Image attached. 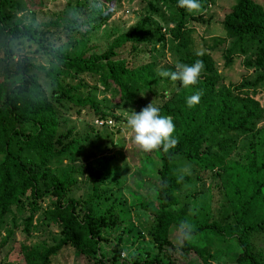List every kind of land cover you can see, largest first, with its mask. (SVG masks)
<instances>
[{
	"label": "trees",
	"instance_id": "16d2710c",
	"mask_svg": "<svg viewBox=\"0 0 264 264\" xmlns=\"http://www.w3.org/2000/svg\"><path fill=\"white\" fill-rule=\"evenodd\" d=\"M140 1L146 12L164 8L169 15L172 59L164 69H157L152 54L156 47H151L147 15L102 49L84 44L68 50V43L108 17L100 15L98 0H68L52 19L36 24H26L20 16L32 10L31 0H0V249L13 234L16 216L26 213L20 230L31 234L34 212L47 200L42 221L53 224L56 233L50 244L21 243L16 253L21 264H52L66 247L95 264H212L191 239L209 232L236 245V264H264V255L251 241L264 229V156L258 136L264 109L254 99L258 88L264 90V7L257 0H234L219 21L223 32L201 37L203 48L198 50L191 23L201 20L210 0H199L201 10L191 13L178 7L177 0ZM222 44L224 67L254 53L242 62L246 68L254 66L252 79L236 85L222 81L211 55ZM197 60L204 68L195 85L184 87L159 75L175 71L177 62L191 65ZM98 91L108 92L114 102L98 101ZM196 92L200 101L189 108L186 99ZM137 102L144 107L152 103L172 119L177 144L167 152L160 148L157 156V187L148 211L150 247L119 259V250L110 256L105 252V233L122 220L119 202L100 207L112 192L99 190L103 176L90 168L87 195L75 197L73 169L55 174L50 165L72 161L81 151L71 129H61L64 113L79 114L88 107L95 118H105L103 108ZM177 157L218 176L225 197L221 220L186 219L187 203L178 193L189 178L173 172ZM173 228L180 229V244L171 241Z\"/></svg>",
	"mask_w": 264,
	"mask_h": 264
},
{
	"label": "rangeland",
	"instance_id": "374dc122",
	"mask_svg": "<svg viewBox=\"0 0 264 264\" xmlns=\"http://www.w3.org/2000/svg\"><path fill=\"white\" fill-rule=\"evenodd\" d=\"M34 6L31 11H23L18 14L26 24H36L52 19L68 0H31ZM74 3L75 0H70ZM105 3H104V2ZM234 0H210L207 7L200 12L201 20L197 19L191 24L193 26V43L198 50L203 48L201 37L217 35L223 32L219 21ZM264 7V0H257ZM104 13H109L99 25L84 33L81 38L75 39L67 44V49L80 48L84 44L92 46L95 50L102 49L106 42L113 36L130 29L133 25L147 15L150 22L151 47H156L152 54L157 58V69H164L172 59L170 51L171 24L167 21L169 15L164 8L149 12L140 0H98ZM148 9V8H147ZM148 13V14H147ZM82 14V13H81ZM77 16L80 13L76 14ZM225 45H219L211 49V55L215 61L217 70L222 76L224 83L239 84L243 79H252L257 73L254 66L246 68L243 65L244 58L252 59L253 52L246 56L237 57L230 67H224L223 51ZM90 83V81H87ZM96 99L102 103H113L108 92L98 91ZM254 99L264 109V90L257 89ZM144 106L139 102L132 105L118 104L111 109H104L105 118L110 122L106 125H96L95 115L88 107L81 109L79 114H63L61 129H71V135L78 137L81 141V151L78 155L73 154L74 159L69 161L63 159L61 163L50 165L51 173H62L73 169L71 174L77 179L73 196L84 197L87 195L89 186L88 171L92 168L103 176V184L99 186L100 191L111 189L106 200L100 207H105L113 200L119 202L118 216L121 218L116 229L107 231L105 236L109 239L106 246L107 255H112L113 250H119V259L127 257L130 253L149 248L151 243L147 234L149 221L148 211L153 208V199L157 187V179L154 173L156 168L159 149L151 152H143L135 146L130 138V130L127 128L126 116L132 110L139 112ZM112 115L118 117L114 120ZM259 153L264 156V119L258 124ZM173 172L184 173L189 178L188 183L178 193L180 200L187 203L186 219L199 222L204 219L221 220L224 214L225 197L218 186V176L213 172L202 170L184 157H177L173 163ZM47 200L39 202L34 212L33 226L30 235L26 236L22 230V218L26 215L15 217V225L12 236L7 244L0 249L1 261L7 264H21L16 257L21 243L41 244L51 243V238L56 233L53 224L46 225L42 221L41 211L48 205ZM8 215V224H12ZM35 224V225H34ZM171 241L173 244L181 243L179 228L171 229ZM3 235L0 233V241ZM196 246L200 249L202 256L212 264H236L233 261L237 247L232 242H227L222 236L207 233L191 236ZM252 244L256 252L264 255V229L254 233ZM2 262V263H3ZM52 264H95L86 257L74 253L69 247L64 248L55 258Z\"/></svg>",
	"mask_w": 264,
	"mask_h": 264
},
{
	"label": "clouds",
	"instance_id": "9594fccd",
	"mask_svg": "<svg viewBox=\"0 0 264 264\" xmlns=\"http://www.w3.org/2000/svg\"><path fill=\"white\" fill-rule=\"evenodd\" d=\"M178 7L186 9L188 12H198L201 10L199 0H177ZM204 68L201 60L188 65L177 62L175 71H161L162 77L170 78L172 81H180L184 87L195 85ZM200 101V93L187 97L186 104L189 108L195 106ZM127 128L130 130L132 143L143 152H151L162 148L167 152L175 147L177 139L173 137L175 125L171 118L160 114V109L149 103L139 112L132 110L126 116Z\"/></svg>",
	"mask_w": 264,
	"mask_h": 264
},
{
	"label": "built area",
	"instance_id": "2783aa9c",
	"mask_svg": "<svg viewBox=\"0 0 264 264\" xmlns=\"http://www.w3.org/2000/svg\"><path fill=\"white\" fill-rule=\"evenodd\" d=\"M94 122L96 125H103V124H107L110 122L109 119H101V118H95Z\"/></svg>",
	"mask_w": 264,
	"mask_h": 264
}]
</instances>
